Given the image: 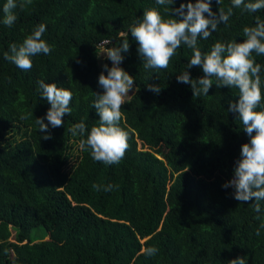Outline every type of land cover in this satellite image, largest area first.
<instances>
[{
	"label": "trees",
	"instance_id": "16d2710c",
	"mask_svg": "<svg viewBox=\"0 0 264 264\" xmlns=\"http://www.w3.org/2000/svg\"><path fill=\"white\" fill-rule=\"evenodd\" d=\"M188 2L175 0L171 7ZM230 6L231 0H211L216 15ZM153 7L168 18L156 0H33L15 10L11 27L0 22V264H229L237 257L264 264V229L256 235L264 200L256 213L255 198L241 203L234 188L223 187L250 140L238 113L228 110L238 90L213 83L208 95L194 98L191 86L177 80L183 71L192 79L204 75L200 67L187 68L192 50L186 45L167 69H145L129 27ZM256 17L264 20V9L233 8L227 24L198 40L199 48L242 42L243 28L254 26ZM41 23L52 51L32 57L24 71L4 53ZM126 35L120 67L133 76L135 91L121 108L120 126L129 147L119 164L106 166L81 150V137L69 129L81 120L88 131L99 123L92 105L107 70L98 54L104 41L106 48L120 46ZM256 60L264 80V56ZM39 80L73 94L71 114L62 126L49 125L47 140L35 124L37 117L48 123L50 108ZM94 183L119 187L96 191ZM38 230L44 237H36ZM150 246L158 252L147 257L142 249Z\"/></svg>",
	"mask_w": 264,
	"mask_h": 264
},
{
	"label": "clouds",
	"instance_id": "9594fccd",
	"mask_svg": "<svg viewBox=\"0 0 264 264\" xmlns=\"http://www.w3.org/2000/svg\"><path fill=\"white\" fill-rule=\"evenodd\" d=\"M32 3L33 0H6L0 22L11 27L17 20L15 10L24 9ZM156 3L163 6V13L168 18L157 8H148L144 10L143 18L134 20L129 27L132 37L138 42L143 67L167 69L177 49L186 45L192 50L187 68L200 67L204 75L192 79L188 71H183L177 76V80L191 86L194 98L208 95L213 83L217 88L227 86L238 90V102L230 103L228 110L238 113V119L250 140L241 146V158L236 162L234 176L223 187L234 188V198L241 203L255 198L252 208L260 213V201L264 200V107H261L264 101V80L261 78L262 65L257 62L256 57L264 56V20L256 17L254 26H245L242 30L245 39L242 42H237L236 39L228 42L217 40L210 51L202 52L198 40H207L221 23L227 24L233 15V8L255 13L264 9V0H231L232 6L227 10L220 7L219 15L213 13L211 0H196L195 3L189 0L186 5L181 3L178 8L171 7L175 0H156ZM217 3L221 4V0H217ZM45 31L46 25L41 23L21 43H11L9 50L4 53L5 59L24 71L30 70L32 57L41 53L48 55L52 51V47L42 38ZM127 35L122 38L120 46L107 48L104 53L112 66L103 65L107 74L102 71L98 78L103 92L94 93L92 107L98 113L99 123L88 131L81 120L69 129L73 136L81 137L80 149L89 151L94 161L106 166L119 164L129 147L128 133L120 126L123 116L121 108L134 85L133 76L120 67L123 60L121 53L129 49ZM103 44L106 48V41ZM148 87L156 93L161 90L157 85ZM38 90L40 97L50 104L46 112L48 123H45V118L37 117L35 120L43 139L47 140L51 139L49 125L53 128L60 127L64 123V115L71 114L69 105L73 94L67 88L44 80L38 81ZM26 118L28 117L21 116V119ZM92 187L96 191L108 192L119 186L94 183ZM256 219L261 217L257 215ZM261 229H264V222L256 229L257 236ZM157 252L155 246L142 249V254L147 257L155 256ZM229 264H246V260L244 257H237L229 261Z\"/></svg>",
	"mask_w": 264,
	"mask_h": 264
},
{
	"label": "rangeland",
	"instance_id": "374dc122",
	"mask_svg": "<svg viewBox=\"0 0 264 264\" xmlns=\"http://www.w3.org/2000/svg\"><path fill=\"white\" fill-rule=\"evenodd\" d=\"M107 48H104L102 49L101 51H99V54H98V64L99 65H105L107 64L110 60L107 58V56L104 54L106 52ZM135 91V86L133 85V88L130 90L129 92V95L125 98V99H128L130 97V95ZM139 147H140V144H138ZM32 232H35L34 230ZM37 238H41V237H44V232L43 231H40L38 230L37 232ZM49 235L47 234L45 236V238H49L48 237Z\"/></svg>",
	"mask_w": 264,
	"mask_h": 264
}]
</instances>
